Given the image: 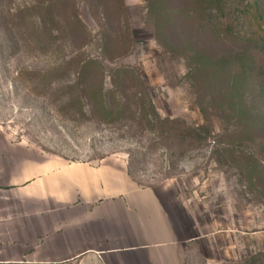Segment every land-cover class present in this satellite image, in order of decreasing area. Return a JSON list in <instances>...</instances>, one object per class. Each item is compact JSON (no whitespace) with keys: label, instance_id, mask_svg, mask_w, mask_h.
I'll use <instances>...</instances> for the list:
<instances>
[{"label":"rangeland","instance_id":"obj_1","mask_svg":"<svg viewBox=\"0 0 264 264\" xmlns=\"http://www.w3.org/2000/svg\"><path fill=\"white\" fill-rule=\"evenodd\" d=\"M35 1L0 0V264H102L81 246L72 257L68 242H28L24 208L5 197L12 163L51 157L68 163H124L137 186L156 191L170 208L184 205L190 235L200 237L192 241L186 264H248L264 254V182L252 184L244 171L226 163L219 142L237 130L212 109L202 110L188 77V59L164 46L149 2L122 0L119 18L121 0H75L90 32L81 47L63 23L59 32L43 29L28 11ZM256 1L229 0L224 17L216 21L236 24L248 2ZM259 1L264 9V0ZM197 13L201 23L205 12L198 8ZM125 19L132 43L112 59L117 37L127 35ZM76 54L103 64L108 89L112 70L136 72L160 118L172 121L162 128L165 133L104 124L87 105L81 115L67 91L74 73L64 68L50 74ZM259 168L264 169V159ZM8 214L15 221L4 220ZM107 259L135 264L129 255Z\"/></svg>","mask_w":264,"mask_h":264},{"label":"trees","instance_id":"obj_2","mask_svg":"<svg viewBox=\"0 0 264 264\" xmlns=\"http://www.w3.org/2000/svg\"><path fill=\"white\" fill-rule=\"evenodd\" d=\"M147 1L164 46L187 57L188 77L202 110L212 109L237 130L219 142L218 150L226 163L244 171L251 183H263L264 169L259 166L264 159V9L260 1L248 2L238 22L227 25L216 20L224 17L229 0H177V5L174 0ZM198 8L206 15L201 23L196 19ZM118 9L117 17L122 18V0ZM28 11L51 34L59 32L63 23L81 47L89 41L90 32L80 19L75 0H36ZM125 24L127 35L117 37L119 48L111 51L112 59L130 49L126 19ZM64 68L75 75L67 91L72 97L70 105L81 115H86L87 105L95 119L104 124L134 126L162 135V128L172 123L160 118L132 69L112 70V88L108 89L107 72L95 59L76 54L50 74ZM248 264H264V254L251 257Z\"/></svg>","mask_w":264,"mask_h":264},{"label":"crops","instance_id":"obj_3","mask_svg":"<svg viewBox=\"0 0 264 264\" xmlns=\"http://www.w3.org/2000/svg\"><path fill=\"white\" fill-rule=\"evenodd\" d=\"M122 164L56 157L12 163L5 197L24 208L28 242H68L72 257L81 246L102 264L110 255H129L135 264H186L192 241H200L190 235L189 212L137 186Z\"/></svg>","mask_w":264,"mask_h":264}]
</instances>
